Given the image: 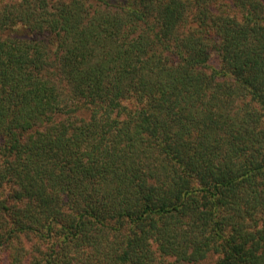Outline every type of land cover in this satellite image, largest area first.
Masks as SVG:
<instances>
[{"label": "trees", "instance_id": "trees-1", "mask_svg": "<svg viewBox=\"0 0 264 264\" xmlns=\"http://www.w3.org/2000/svg\"><path fill=\"white\" fill-rule=\"evenodd\" d=\"M0 264H264V0H0Z\"/></svg>", "mask_w": 264, "mask_h": 264}]
</instances>
